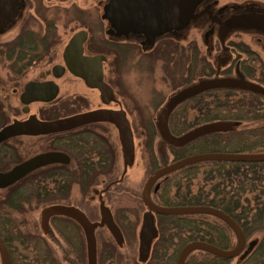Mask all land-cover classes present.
<instances>
[{
	"label": "flooded vegetation",
	"instance_id": "flooded-vegetation-1",
	"mask_svg": "<svg viewBox=\"0 0 264 264\" xmlns=\"http://www.w3.org/2000/svg\"><path fill=\"white\" fill-rule=\"evenodd\" d=\"M217 1L180 0L176 4H172L166 0H0V6L6 18L0 26V30L9 25L5 31H0V37L13 35L9 40H1L0 45L10 43L20 35L24 36V40L27 41L29 47V42L34 40L52 42L47 49L42 50L41 54L38 53L36 61H32L27 66L0 64V103L3 105L9 98L16 99L21 106L20 114L23 116L21 119L12 116L11 119L5 121L0 129L14 121H25L29 116H34L39 121H54L98 110L122 111L129 124L133 139V163L127 168L124 167L118 132L114 125L108 122L83 124L70 131L47 136H17L0 145V159L5 162V168L0 169V173H5L14 166L46 153L61 154L67 160L66 163H53L36 169L13 185L0 190V192H4L21 184L12 193L22 194V198L25 200L22 206L24 210L30 211L33 216L36 214L34 211L39 209V212L37 211L39 217L38 230L40 235L44 237V245L50 247L51 242H53L62 256V240L67 244L69 243L62 230V225H70L77 230L79 241V253L76 249L73 252L81 258L83 256L81 249L82 247L85 248L81 228L75 221L67 217H51L48 221L46 233L41 231V211L52 206L74 208L81 212L89 222L96 223L100 221V207L102 205L108 209L114 224L122 235L121 247L127 243L124 229L134 235L135 226L132 218H134L137 208L141 206L145 208L141 199L142 190L139 196L136 197L132 192L126 190L123 184L127 170L134 165L136 157L139 156L138 140L141 139L142 142L143 156L141 160L144 165H147V168L156 167L154 171L149 173L143 187L155 171L175 162L172 160L167 163L165 160L166 153L160 150V158H163L164 161L158 166V149L155 152L154 141L158 134L157 122L160 113H155L150 118L141 112L139 86L142 85V81L148 82V79H151L152 83L155 81V70L152 65L148 66L149 61L155 60L165 63L160 74L162 81L168 83L167 85H176L177 83L179 87L186 85L184 89L207 82V78H211V81L226 80L247 83L245 78H248V73L250 74L253 70L254 64L249 58L254 55L259 58L258 55L247 46L236 45L237 49L234 48L233 44L225 45L224 41L228 36L236 33L238 29H258L263 28V26L261 24L243 25L238 23L239 20L234 21L232 25L229 21H231L233 10L228 13L225 12L226 10L216 11L217 5L215 3ZM187 5H189L188 11L182 12L181 9L185 10ZM117 7L118 9H116ZM114 12L119 14L118 19ZM262 15L264 16V11H262ZM175 16L187 17V21L184 23L186 25L192 26L201 22L208 26V31L204 32L205 39L215 40V47L214 49H208V56H211L213 52L216 62L211 65L207 58L199 57H201L204 64L207 63L214 70L215 73L212 77L204 75L196 78L197 83L194 80L191 81L190 71L186 65L188 53L182 56L183 59H180L182 70L180 69L177 72L169 70L171 63H176L171 56L174 53V47L167 50V48L162 49L161 46L162 42L169 43L175 35H179V33L174 34L173 28L176 22L173 19ZM223 26L226 29H223ZM60 29L66 33L64 45H61ZM15 30L16 32H14ZM261 32L263 33V31ZM78 33H84V40L81 44V57L88 59L102 58L100 62L102 83L111 89L114 101L107 104L103 103L99 91L88 87L82 78L73 75L65 65L64 49ZM257 41L260 42L261 39L257 38ZM29 47H26L29 50L24 49L26 54L31 49ZM180 48L184 47L181 46ZM154 49L165 52L163 58L158 59L157 57L160 54L155 56V53L152 52ZM196 52L198 53V50ZM235 53H240L247 58L242 60L237 57L234 62L231 60L228 63L226 56ZM56 56L55 62H51ZM177 57L180 58V54H177ZM76 58V56L70 58L73 70L84 69L91 74L95 69L96 64L94 65V62L88 64V66H82L78 63L81 61L80 58ZM237 61H240L239 64H237ZM231 65H234L233 72L237 76L236 78L228 74L231 72ZM54 67L58 69L54 70ZM33 70H37L36 76L25 79L29 72ZM238 77L243 80L239 81ZM61 82L66 83L69 90L61 93ZM191 82L194 84L191 85ZM28 83L40 85L52 83L57 89L56 97L49 103L41 101L29 103L27 106L29 111L24 114L22 113L23 105L20 97L25 85ZM7 84H12V86L10 93L5 96L3 95L5 94L4 88ZM235 87L244 88L241 85H235ZM151 91L152 96L149 97V103L146 106L157 105L159 92L154 88ZM188 99L189 97L182 102ZM33 104L40 105V110L31 114L30 106ZM54 106L55 108L61 106V109L62 106H65L70 113L55 114L53 112L54 108H51ZM44 107H48V109ZM143 121L148 122L151 129L144 128ZM166 128L168 131L167 123ZM150 132L155 134L153 139L150 137ZM148 144L152 146L151 149ZM157 148L159 147L157 146ZM166 150H169V148H166ZM169 153L172 156L171 152ZM173 173L159 178L151 187L148 197L154 205L159 206L153 201L152 196L162 187L168 186L167 190H169L172 185ZM35 189L38 191L36 198L33 196ZM167 197L168 195H166ZM145 210L147 213L152 214L146 208ZM102 230L109 234L105 227L98 228L95 231L96 264L98 263V255L100 256L101 252L104 255L107 253V249L105 246L103 247L104 242H100V234L99 237L96 235ZM109 237L113 244L120 249L121 247L115 244L110 234ZM234 240L236 245L235 237ZM249 243L245 240L244 250ZM254 247L255 244H253L252 249ZM61 263L63 262L61 261Z\"/></svg>",
	"mask_w": 264,
	"mask_h": 264
},
{
	"label": "trees",
	"instance_id": "trees-1",
	"mask_svg": "<svg viewBox=\"0 0 264 264\" xmlns=\"http://www.w3.org/2000/svg\"><path fill=\"white\" fill-rule=\"evenodd\" d=\"M29 43L30 47L24 40V36L20 35L10 43L0 45V64L27 66L32 61H36L38 53L41 54L42 50L47 49L52 42L34 40ZM189 46L187 48L174 47V54H180V59H183L182 56L188 53L186 65L190 71V80L204 75L212 77L214 70L210 65L202 62L195 48ZM26 47L31 48L28 54L24 52V49L29 50ZM249 59L259 67V74L256 76L253 69L247 77H251L264 87V64L255 55ZM207 80L211 81V78ZM178 112L183 118L181 127H178L173 120ZM5 121L4 106L0 103V127L5 124ZM243 122L251 126L240 129L234 127L228 130L204 131L180 147H169L161 140L159 147L169 148L173 161L209 153L264 154V94L235 86L210 87L190 96L188 100L180 103L170 112L166 121L168 133L173 137H182L214 123ZM143 123L144 128L151 129L148 122ZM150 133L153 139L155 134ZM148 147L152 148L149 144ZM199 166L207 168L204 170L203 181L205 183L212 182L213 179L217 182L209 187L208 192L199 189L196 194H193L189 189L188 180L196 176ZM4 168L5 162L0 159V169ZM182 179L184 182L181 184ZM232 184H236V187L232 188ZM20 185L1 192L3 194L0 196V239L7 251L9 264H61L51 247L43 244L44 237L40 235L39 230L38 235L29 230L24 232L22 225L25 222L15 219V217L19 218L26 214L22 206L25 202L22 194L12 193ZM244 185L247 188H244ZM171 186L176 189L174 198L178 204H172L169 197L166 198L168 186H165L152 196L157 205L163 207L205 206L219 210L237 224L245 240L255 234L261 235L258 240L250 241L255 244V247L244 259H238V264H264V162L209 161L196 163L174 172ZM246 190L252 194L251 200L241 199V195ZM37 192L35 189L33 195L35 198ZM225 229L232 234L223 222L208 215L158 216L157 238L151 246L149 260L144 264H176L181 249L191 242H202L218 249L231 250L235 247V243L233 245L230 243ZM123 231L126 239L132 235L125 229ZM104 246L107 253L104 255L101 252L100 256L98 255L97 264L115 258L118 248L112 247L107 242L103 244ZM81 250L83 253L81 258H71L69 250L62 249L61 261L65 264H86L85 248L82 247ZM125 261L126 264H130L127 260ZM230 261L196 251L186 258L184 264H229ZM111 264H114V261H111Z\"/></svg>",
	"mask_w": 264,
	"mask_h": 264
},
{
	"label": "water",
	"instance_id": "water-1",
	"mask_svg": "<svg viewBox=\"0 0 264 264\" xmlns=\"http://www.w3.org/2000/svg\"><path fill=\"white\" fill-rule=\"evenodd\" d=\"M188 6L185 10L181 9L182 12L188 11ZM118 9V7L116 8ZM116 18H119V14L114 12ZM5 15L0 6V26L5 21ZM239 24H250V25H260L258 21H251L247 19H241L238 21ZM84 40V33H78L75 35L67 44L63 52V58L65 65L69 71L80 78H82L86 85L90 88L97 89L101 95L102 102L107 104L114 101L113 93L111 89L102 83L101 79V70L100 62L102 58H82L81 57V44ZM77 57L80 58V65L88 66V64H96L95 69L89 74L87 70L78 69L73 70L71 67L72 63L70 58ZM54 70L58 69L57 67L53 68ZM92 75V77H91ZM232 81H207L200 83L198 85L192 86L190 88L184 89L183 91L175 94L169 99L165 104L163 109L160 112L158 118V131L162 138V141L167 145L173 147H180L184 145L191 138L199 135L204 131H213V130H223L212 127L211 125L194 130L182 137H173L171 136L166 128V121L169 113L183 100L193 96L207 88L214 87L217 85L225 86H235L241 85L246 89V83L234 84ZM254 91V90H253ZM57 94V89L52 83L44 84H35L28 83L24 87V91L21 94L20 101L23 105L22 113H28V105L31 102L41 101L45 103L51 102ZM92 122H108L114 125L118 132L119 142L121 147V152L124 160V167H130L133 163L134 158V147L133 139L129 124L125 118V115L122 111H107V110H98L93 112L84 113L77 116L68 117L65 119H58L54 121H39L34 116H29L25 121H14L11 124L0 129V145L7 141L10 138L17 136H47L53 134H59L63 132L70 131L80 125L88 124ZM209 161H222V162H233V163H262L264 162V154H228V153H209V154H199L192 155L182 159H179L168 166H165L157 171H155L146 181L141 194L142 203L145 208L152 214L156 216H177V215H208L214 218L219 219L223 222L233 233L236 239V245L231 250H222L211 245L202 243V242H191L186 244L177 256L176 264H184L186 258L193 252L201 251L209 253L213 256L231 260L238 257L239 260L244 259L248 252L252 249L253 243H249L246 249L245 238L241 229L237 224L231 220L227 215L220 212L219 210L205 207V206H184V207H160L156 206L149 200V191L153 186L154 182L159 178L181 170L187 166H191L196 163L209 162ZM66 163V158L57 153H46L35 156L17 166H14L9 171L5 173H0V190L6 189L7 187L13 185L20 179H22L28 173L39 169L43 166L53 164V163ZM157 187L155 186V189ZM53 216H63L75 221L81 228L86 248V264H96V240H95V231L98 228L105 227L109 232L110 236L114 240L115 244L118 247L122 245V235L114 224L111 215L107 208L101 205L100 207V221L96 223H91L89 220L78 210L74 208H68L63 206H52L45 208L41 211L40 214V229L42 232L46 233L48 227V221ZM154 232L152 229V224L150 221H146L143 224L142 232L140 236V252L146 253L149 248L151 239L153 238ZM0 259L1 264H8V257L5 246L0 239Z\"/></svg>",
	"mask_w": 264,
	"mask_h": 264
},
{
	"label": "rangeland",
	"instance_id": "rangeland-1",
	"mask_svg": "<svg viewBox=\"0 0 264 264\" xmlns=\"http://www.w3.org/2000/svg\"><path fill=\"white\" fill-rule=\"evenodd\" d=\"M169 1V3L172 4H176L178 1L180 0H166ZM198 1V0H197ZM200 1V0H199ZM217 10H226L225 12L228 13L230 12V10L232 11V18L230 19L231 21H229L230 23H232V25L234 24V21L236 20H240V19H248V20H255L260 22V24L263 26V28H258V29H254V28H248L247 30L245 29H238L236 31V33L231 34L230 36H228V38H226V40L224 41V43H226L225 45H230L233 44L234 48H237L236 45L238 46H247V48H249L250 50L254 51L259 59L261 60V63L264 64V16L262 15V11H264V0H218L216 3ZM236 9V11H234ZM174 22H176L174 29V34L179 33V35H175L174 39L169 41V43L167 42H162V46L161 48H167V50L172 49L173 47H178L180 48L185 47L187 48L188 45H190V48H195L196 50H198V55L207 58V60L210 62L211 65H214V63L216 62V57L214 56V53L212 52L211 56H208V49H211L215 47V40L214 39H205L204 36V32L208 31V26L202 24L201 22L193 24L192 26L190 25H186L184 23H186L187 21V17H183V16H175V18L173 19ZM186 25V26H185ZM8 26L4 27L3 29H1L0 31H5L7 29ZM228 28V27H227ZM223 29H226V27L223 26ZM263 31V33L261 32ZM16 32V30L14 31ZM3 33V32H2ZM59 33L61 34L62 37V43L61 45H64L66 39H65V34L64 31L62 29L59 30ZM3 35L2 37H0V41L1 40H9L12 36H6ZM257 38H260L261 41L258 42ZM62 47V46H61ZM226 47V46H224ZM156 48V47H155ZM227 48V47H226ZM238 49V48H237ZM157 49H154L152 52L155 53V56L158 55V59L163 58V55L165 54V52H159L156 51ZM157 53V54H156ZM162 53V54H161ZM240 53H235L234 55H227L226 57L228 58V63L232 60V62H234L236 60V58L238 57L239 59L245 60L247 57H245L244 55H238ZM172 58L176 61V63H171V66L169 68V70H173V71H180V69L182 70V66H181V60L179 57H177V55H175L174 53H172ZM57 58V56L55 58L52 59L51 62H55V59ZM57 62V61H56ZM240 61H237V64H239ZM44 63V62H43ZM42 63V64H43ZM227 63V65H228ZM51 64V63H50ZM153 66L154 70H155V76H154V82L152 83L151 79H148L146 81H142V85L141 88L139 86V95L141 97L140 98V105H141V112L143 114H145V116H148L151 118V116H153V114L157 113L159 114L162 110V108L164 107L163 105L165 104V102H167L171 96H173L174 94L178 93L179 91H181L182 89H184L186 87L185 86H181L179 87V85H167L165 82L162 81V79L160 78V74L162 73V68L165 65V63H162L160 61H149L148 66ZM225 66V65H224ZM230 67V66H229ZM234 65H231V72H229L228 74L233 77L236 78L237 76H235V73L233 72V68ZM253 72L254 74L257 76L259 73V67L256 64H253ZM226 68V67H225ZM37 70H33L30 71L29 74L26 76L25 79L28 78H32L33 76H36ZM239 81H242L243 79L241 77H238ZM131 83L132 81L129 80ZM194 81L197 83L198 80L194 79ZM245 81L247 82L245 85L247 88H251L254 91L257 92H261L262 94H264V87L262 85H260L259 83L256 82V80H252L251 77L249 78H245ZM250 81V82H249ZM193 85L194 83L191 82ZM234 84H240V82H231ZM128 84V83H127ZM258 84V85H257ZM11 86L12 84H7L5 86V94L3 95H7L10 93L11 91ZM61 86V93L64 92L65 90H69V86L66 85V83L61 82L60 83ZM72 87V86H71ZM152 88H154L157 92H159V97H158V102L156 106H151L148 105L146 106L149 102V97L152 96ZM4 106V112H5V118L6 121L10 118H12V116L17 117V118H23V116L20 114V108L21 106L18 104V102L16 101V99L13 98H9L8 100L5 101V103L3 104ZM63 108L61 109V106L54 108L53 112L55 114H69L70 112L68 111V109L65 106H62ZM45 109H48V107H44ZM70 109V108H69ZM40 110V105L37 104H33L30 106V113H36ZM50 111V110H49ZM154 118L152 117V120ZM182 116H180L179 112L174 115L173 120L174 122H176L178 127L182 126ZM146 122V121H143ZM154 122V121H153ZM212 127H215L217 129H224V130H228L230 128H237L240 129L242 127H250L251 125H248V123L243 122V123H214L211 125ZM157 128H158V122H157ZM143 140V138H142ZM162 138L159 134H157V138L154 141V150L155 152L158 149V154H157V164L158 166H160V164H162V162L164 161L163 158H160V150H163L164 153H166V162L169 163L170 161H172L173 157L170 155V150H166L165 148H161L159 147V141H161ZM139 144V156L136 157V161L134 163V165L129 168L127 170V174L125 176V181H124V186L126 187V190L132 192L134 195H136V197L139 196V194L141 193L144 181L146 180V178L148 177L149 173L154 171L155 168L149 167L147 168V165L145 166L143 161L141 160V157L143 156V149H142V142L141 139L138 140L137 142ZM157 145L159 148H157ZM156 164V165H157ZM229 166H227L228 168ZM231 167H229L230 169ZM246 168V167H245ZM204 170H207V168L205 166H199L198 167V171L196 176L193 179H189V189L191 190V193H197L199 189H204L205 192H208L209 187L211 185H214L217 181L216 180H212V182H207L205 183L203 181L204 179ZM179 177V176H177ZM171 178V177H170ZM183 179L181 180V184L183 183ZM245 186V185H244ZM231 187V186H229ZM228 187V188H229ZM236 187V184H232V188ZM244 188H247L246 186ZM168 193V197L169 200L171 201L172 204H178V201L175 200L174 198V194L176 192V189L171 186L169 188V190H167ZM3 193L0 192V196H2ZM241 199H250L252 198V194L248 193V191L246 190L242 195H241ZM138 203V202H137ZM35 209V208H33ZM26 214L21 215V217H15L16 220H21L22 222H25L22 225V231H28L33 233V234H39L38 233V221H39V217H38V212L39 209L34 211V216L30 213V211L28 210H24ZM38 211V212H37ZM15 216V215H14ZM157 217L158 216H154L152 214H149L146 212L145 208H143V206L139 207L136 209L135 211V216L134 218H132L133 223H134V235H130V237L127 239V243L123 244V246L116 250V255L115 258L111 261H114V264H126L127 260L130 264H144L149 260L150 257V251H151V246L154 243V241L156 240V236H157V232H156V221H157ZM146 221H150L152 224V229L154 232L153 238L150 241L149 244V248L148 251L144 254L140 252V236H141V232H142V227L143 224ZM63 227V232L66 235V238L69 240V243H65L64 240H62V248L65 250H69V256L71 258H77V255L73 252L74 249L77 250V252L79 251L78 249V245H79V241H78V235H77V230L74 229L72 226L70 225H62ZM226 230V229H225ZM227 235H228V240L230 241V243L233 245L235 240L232 234H230L227 230ZM100 234V237H99ZM96 235H98L100 242H104V244H110L112 247L116 248V246L113 244V241L111 240V238L109 237V234L102 230L100 232H98ZM261 237L260 234H255L252 237L248 238L246 240L247 243H249L250 241L254 240V239H259ZM56 240V237H55ZM52 241V240H50ZM52 243V251L55 253V256L59 259L60 263H61V254L59 252V249L57 248L56 245ZM111 247V248H112ZM62 251V250H61ZM82 251V250H81ZM79 253V252H78ZM120 259V260H119ZM118 260L119 262L115 261ZM111 261L109 259H107L106 261H104V263L102 264H111ZM0 264H1V259H0ZM63 264V263H61ZM229 264H238V259L237 258H233L231 259V261L229 262Z\"/></svg>",
	"mask_w": 264,
	"mask_h": 264
}]
</instances>
